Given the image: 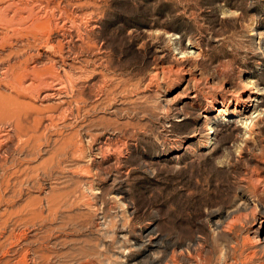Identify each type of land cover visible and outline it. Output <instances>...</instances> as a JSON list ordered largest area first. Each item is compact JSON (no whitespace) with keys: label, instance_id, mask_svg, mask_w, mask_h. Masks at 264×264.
<instances>
[{"label":"rangeland","instance_id":"1","mask_svg":"<svg viewBox=\"0 0 264 264\" xmlns=\"http://www.w3.org/2000/svg\"><path fill=\"white\" fill-rule=\"evenodd\" d=\"M84 3L51 31L65 34L55 55L80 71L81 104L44 121L35 159L17 142L0 151V242L17 235L6 246L19 252L4 264L26 250L28 264H159L195 241L198 263L219 264L264 216V116L251 123L264 115V0ZM23 14L0 38L35 34ZM237 98L241 114L224 119ZM242 202L255 225L228 214Z\"/></svg>","mask_w":264,"mask_h":264},{"label":"bare ground","instance_id":"2","mask_svg":"<svg viewBox=\"0 0 264 264\" xmlns=\"http://www.w3.org/2000/svg\"><path fill=\"white\" fill-rule=\"evenodd\" d=\"M70 3H74L76 8L79 7L80 9H83L82 6L85 4L84 0H11V2L9 0L7 3L0 2V22L3 21L9 24V26L17 21L22 22V20L25 19L23 17L25 11L29 19L31 18L33 20L31 29L32 32L35 33L33 36L24 38V35V37L21 36L23 33L21 35H16V33L13 32L12 35L6 33L4 37L0 38V49H4L5 46L9 47V54H7L6 57L0 55V151L3 147H8V144H15L14 142H17L20 148H28V157L35 159L40 151L37 142L44 137V121L49 120L51 122L50 124L53 125L56 118H64L67 116L68 112L72 111L69 109L72 108V102H75L76 105L79 103L81 104L78 100V97L83 94L79 92V82L82 80L79 74L80 71L74 72L70 70L68 67L69 64L68 66L65 65V63L63 64L59 60V57L55 55L58 49L57 47L59 43L62 42L65 34L57 32L54 39L51 38L52 30L54 31L56 28L58 29L61 26H65L64 24H60L58 18V20L55 18L57 16L61 19L65 18L64 16L68 15V11L70 14V8L69 10L66 8V5ZM87 10L88 9H86V11ZM11 12L13 13L12 15H10ZM84 15L86 16V13ZM25 20H27V18ZM62 21H65V19ZM24 27H26V25ZM7 29L9 30L8 27ZM192 53V51H188L187 49L182 52V56L176 58V67H179L180 62V64H183L185 61L184 59L187 57L189 58L193 55ZM239 98L242 99L243 97L241 96ZM237 100L238 101L233 106L228 105L218 109L219 113L224 112V119H232L241 114L240 108L242 101L238 98ZM247 100L250 101L249 109H255L256 104H253V102L256 101L255 97L253 95H248L247 98H245V101ZM57 107H60L61 111L54 110L57 109ZM47 111L50 113L49 115H45ZM262 114L263 113H257L254 118L250 116L255 120L251 121V123L254 122L255 124L258 118L260 119L264 116ZM1 118H7V125H3ZM34 122H39V125L34 126ZM46 126L47 125H45V127ZM79 147L80 146H78V148L76 147V149L74 148L71 154L80 151V153L84 155V148ZM75 155L76 154L73 156ZM79 156L81 157V155ZM255 181V190L257 191L260 188L263 190L264 177L258 176ZM1 198L4 202L7 200L5 195H1ZM244 204L246 203H240V207H237L232 213L228 214L231 215V218H234L235 214H239L234 218V223H241L243 220L244 223L246 221L255 225L257 218L253 217V219H249V214H247L249 207H245ZM255 206L257 205L255 204ZM242 211H245L246 214L241 213ZM32 213L34 214V212ZM22 222L27 226L30 223V219L22 217ZM257 226H259L257 229L251 230L250 234L243 238L242 243H239L237 246L234 244L230 247V254L228 252L222 253L220 255L221 262L219 264H264V216ZM16 236L17 235L9 238L6 237L5 242H0V264L9 263L11 252L14 255H18V247L10 248L6 246V241L12 237L16 238ZM2 238H4V236H2ZM10 242L11 241H9V243ZM195 242L196 244H193L192 247L187 246L180 250H178V247L173 246L169 254H164L159 264H200L198 261L201 255L198 253V247L201 245L200 241ZM28 251L29 250H26V252L21 255V261L13 264H28Z\"/></svg>","mask_w":264,"mask_h":264}]
</instances>
